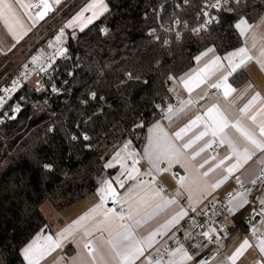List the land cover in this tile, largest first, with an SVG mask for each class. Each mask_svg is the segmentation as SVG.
<instances>
[{"label":"trees","instance_id":"1","mask_svg":"<svg viewBox=\"0 0 264 264\" xmlns=\"http://www.w3.org/2000/svg\"><path fill=\"white\" fill-rule=\"evenodd\" d=\"M168 1L105 0L107 11L70 37L71 58L60 60L56 74L66 82L61 93L32 94L20 113L0 125L2 264H25L23 249L49 227L42 205L48 201L62 211L93 193L120 146L144 143L148 126L159 118L155 104L171 98L170 81L209 48L221 55L239 48L236 24L264 12V1H248L222 11L208 32L175 41L158 29L156 10ZM195 10L184 6L175 15L196 24ZM242 72L247 76L237 72L234 85L242 83ZM236 221L241 224L240 217Z\"/></svg>","mask_w":264,"mask_h":264},{"label":"crops","instance_id":"2","mask_svg":"<svg viewBox=\"0 0 264 264\" xmlns=\"http://www.w3.org/2000/svg\"><path fill=\"white\" fill-rule=\"evenodd\" d=\"M103 1L105 2V0ZM5 2L12 6L14 15L9 17L8 24H5L4 19L0 18L1 62L7 54L11 53L39 26L34 27L35 24L27 20L31 7H26L38 3L39 0H5ZM95 2L96 0H88L76 12L80 13L74 19L75 21L72 20L74 14L68 19V32L70 30L82 31L102 16L91 19L98 8H93L90 11L85 10ZM49 3L52 9L53 2L51 4V0H49ZM90 19L91 22H89ZM246 22V24L241 25V28L244 29V35L240 34L242 45L239 48L224 55L216 52L214 48H209L213 51H208L207 55H202V53L198 55L197 57H200V59L195 58V63L189 70L170 81L168 87L170 97L182 100L183 104L179 107H172L173 111L171 113L159 116L158 119L152 122L146 130L145 141L141 146L137 149H132L130 146L125 149L124 145L129 142L127 141L107 160V163H113L115 166L112 168L105 167L110 174L103 179H112L116 176L121 170V164L126 165L128 169L134 166L139 170V175H136L133 180H128L123 189L117 188L121 198L130 186L137 184V181L141 182L143 186L142 189H137V191L140 192V197L145 200L153 195L155 189H162L161 196L151 199L146 205L143 204L140 197L135 195L130 202L123 204L125 214L129 206L134 210L132 218L126 219L123 223L131 226L136 239L145 242L143 244L145 248L144 256L140 257L135 264H148L147 258L155 261L160 252L179 239L181 233L186 234L187 231L183 225L186 216L170 230L163 228L176 213L182 209L186 211L183 207L185 200L203 207L206 201L213 200L217 202L228 193L235 194L232 205L240 199L246 200L247 203L237 208L234 214L233 211L228 214L226 219L228 230L218 235L216 244L206 247L192 260H184V264H204V262H207V264H255L260 259L264 260V252L260 250V242L264 240V223H262L264 214H261L264 212V205L260 203L261 200H264V179L258 178L264 164L262 163L264 162V152L256 151L250 160L246 163L241 162L239 169H234L229 174L226 169L236 164L237 158L232 155V151L226 143L223 145L219 143L218 137L215 138V142L212 143L211 147H206V144L214 139L211 135L196 141L189 148L184 147L186 143L194 140L204 130L205 123L211 122L206 113L207 109L213 104L218 106L220 112L224 113L230 123L236 119H241L249 127L257 129V138H260L258 128L264 125V111H262L264 110V68L257 60L261 59L260 51L264 48V12L254 22L248 20ZM9 28H11V31ZM237 30L240 33V29L237 28ZM241 47L246 48L248 54L255 57V59L247 61L228 77V83L232 85L234 91L230 92L225 98L223 89H220V92L214 97L203 99L205 93L211 89L210 85L217 80L221 72L228 68L227 61H224L223 58ZM41 55L34 56L31 61L38 60ZM216 56H219L221 62L225 65L224 68L218 71L215 70L216 65L211 63ZM239 71H245L247 76L242 72L245 78L238 77V80L242 83L236 86L233 84L232 78ZM206 77L207 79H205ZM186 83L188 87H191V92L185 86ZM189 101L191 103H188ZM246 107L248 111L246 113L242 112L241 110ZM212 115L215 116L216 114L213 113ZM252 116L256 117L255 123L250 119ZM198 117L201 119L193 124L190 130L183 133L182 138L177 139L175 133L186 128ZM157 123L160 125V130H153L154 125ZM226 131L230 135L238 136L234 129L229 128ZM150 139L152 141L153 159H155L157 153L166 149L178 150V162L172 163L169 167L167 158H163L158 165L161 171H157L155 167L149 164L146 156ZM215 143L221 145L219 153L212 151ZM201 148H204V151H200ZM117 152L120 153L119 161L113 159ZM198 152L199 155H197ZM228 156H232V158L221 164V161ZM134 160L138 161L135 165L133 164ZM217 165L220 166L217 167ZM175 173L178 174L177 178L174 176ZM181 181H183V187ZM220 181H223V183H220L219 187H214ZM254 181L255 183H253ZM241 183L247 184L250 190L249 196L243 197L236 193ZM99 187L100 183L93 193L62 211H57L48 201L42 205L41 210L48 221L49 227L40 232L30 243L35 242L33 258L36 264H122L120 258L116 256L107 242L109 231L114 234L120 230L119 224L121 222L117 221L111 214L105 220L107 209L116 203L108 198L103 207H99L102 203L98 192ZM161 197L164 200H175L176 203L158 208V205L162 203ZM47 203L50 205H46ZM137 208H139V211H136ZM85 216L89 218L84 220ZM239 217L241 224H237L236 221ZM138 220L141 221L140 224L136 223ZM97 226L101 229L106 228L108 231L101 232L97 230ZM253 229L260 234L259 237L254 235ZM85 230L90 235L86 236L84 234ZM156 232L162 234L152 235ZM165 232L166 234H164ZM217 232L218 229L213 228L209 235ZM62 233L63 235H61ZM150 236L151 246L149 247L148 239ZM245 240L248 242L246 246L244 245ZM85 243L89 244V248L84 247ZM179 247L181 246L173 249L166 259H159L161 264H168L169 260H182L183 257L179 254L176 256L171 255ZM242 247L243 250L241 251ZM67 248H72L73 252L68 254ZM183 248L186 250L184 246ZM93 249L95 251H92ZM238 252L239 255H237ZM93 257H95V261H93ZM24 262L28 264L25 259Z\"/></svg>","mask_w":264,"mask_h":264},{"label":"built area","instance_id":"3","mask_svg":"<svg viewBox=\"0 0 264 264\" xmlns=\"http://www.w3.org/2000/svg\"><path fill=\"white\" fill-rule=\"evenodd\" d=\"M248 1L263 2L264 0H241V4H245ZM52 15L45 22L41 23L36 29L37 32L43 31L45 28L46 34L44 39L46 42L42 44L39 52L42 54L38 60L31 61L35 56L34 53L22 54L20 52V45L9 54L4 57L0 64V125L5 123L6 120L15 117L22 111V103L25 100L32 101V94H52L58 95L61 93V89L66 82H64L59 75H56L59 71L60 60L68 61L71 57L70 53V38L65 40L64 43L57 46V48L49 53L44 54L41 49L44 45L53 37L54 34L61 33L65 35L67 31V21L69 17L80 7H82L87 0H67L65 3L57 4L54 0H51ZM222 2V0H221ZM215 0H169L167 3L160 5L156 10V17L158 23V29L175 41L182 38H188L192 36H198L202 33L208 32L213 25L218 23L220 13L225 8H233L236 4L233 0H229V4L222 6L219 10L212 5ZM170 5L173 11H168L167 7ZM196 5L194 11V20L196 24H192L186 19H181L180 16L175 15V9L181 10L184 6L193 7ZM39 11L37 8L31 7V12L35 13ZM204 13H207L205 15ZM199 31H196V30ZM35 31V32H36ZM12 64V65H11ZM69 72L72 73L70 70ZM68 77H71L68 73ZM220 90L211 88L207 91L203 99H209L214 97ZM171 104L172 107H179L183 104V101L178 98L164 99L163 101L155 104V109L159 113V116H165L167 105ZM138 141L136 139L131 141L130 148L137 149ZM221 145L215 143L212 151L219 153ZM174 176L177 178L178 174ZM259 179H264V164L262 170L258 175ZM236 193L247 197L250 194V190L247 184L241 183ZM235 194L228 193L224 195L219 201L208 200L203 207L196 206L185 200L183 207L186 209L188 215L185 217L183 225L186 228V234L181 233L179 235V244L176 242L164 249L158 254L157 259H166L168 254L178 246H184L188 254L195 257L202 250L210 245H214L217 242L218 235L227 231L226 219L228 214L232 212V200ZM190 205L196 207V211L191 210ZM111 208L115 209L117 213L124 211L118 204H114ZM191 218V219H190ZM192 220L197 222V226H193ZM217 228L218 232L210 234L212 241L209 238L199 233L209 231V229ZM191 232L192 235L188 236L187 233ZM254 235L259 237L258 232H254ZM203 245L202 247L200 245ZM255 264H264V260L260 259Z\"/></svg>","mask_w":264,"mask_h":264},{"label":"snow or ice","instance_id":"4","mask_svg":"<svg viewBox=\"0 0 264 264\" xmlns=\"http://www.w3.org/2000/svg\"><path fill=\"white\" fill-rule=\"evenodd\" d=\"M56 3H59V0H55ZM233 2L236 5H239L241 3V0H233ZM229 4V0H215V3L212 5L213 7H216L218 10L222 6H226ZM99 7L100 11L94 12L93 17L91 19L98 18L100 15L103 14L104 11H107L106 6L103 3V0H98V4H93L89 6V8L85 9L86 11H90L93 8ZM26 7H32L37 8L39 11L35 13V18L37 20H42L45 15L51 10V5L49 4V0H39L38 3L27 5ZM226 11H233L232 8H225ZM207 15V13H204ZM14 15V10L11 5L7 4L5 0H0V18L4 19L5 24H8L9 17ZM91 19L89 22H91ZM218 22V21H217ZM246 20L241 19L239 23L236 24V27L240 29V34L244 35V29L241 28V25L246 24ZM71 26V25H69ZM11 31V28H9ZM106 31V29L104 30ZM196 31H199L198 29ZM60 40V37H57V41ZM208 51H213V49H208L206 52L202 53V55H207ZM260 60H257L258 63L261 64V67L264 68V48L260 51ZM197 60L200 59V57H196ZM224 61H227L228 68L221 72L220 76L217 78L216 81H214L210 87L215 88L217 90L223 89V96L226 98L230 92L234 91L232 88V85L228 83V77L236 71L237 68L244 65L247 61H251L255 59L252 55H249L247 52V49L244 47H241L240 49L229 53L227 56H225ZM212 64L216 65V71L222 69L225 67V65L221 62V58L219 56H216L214 60L211 62ZM210 66V65H209ZM207 67V66H206ZM69 75H72L71 72H69ZM171 79V77H170ZM207 79V77L205 78ZM188 87L187 83L185 85ZM189 92L192 91L191 87H188ZM91 99H96V93H91ZM2 103V101H0ZM84 103H87V101H84ZM188 103H191L189 101ZM173 111L172 105L168 104L166 109V114L171 113ZM242 112L246 113L248 111L247 107L245 109L241 110ZM264 111V110H262ZM215 113L216 115L213 116L212 114ZM206 115L210 118V123H205L204 130L199 133L195 137L194 140L190 141L189 143H186L184 145L185 148H189L194 144L196 141L201 140L203 137L211 135L214 139L212 142L206 144V147H211L212 143L215 142V138L218 137L219 143L221 145L227 144L229 148L232 151V155L236 156L237 163L234 164L231 167H228L226 171L231 174L234 169H239L241 162L246 163L248 160L252 158V155L256 151L264 152V125L259 126L258 132H259V139L257 138V129L249 127L247 124L243 123L241 119H236L234 122L229 121V119L224 115V113L220 112L218 106L216 104H213L211 107L207 109ZM201 118L198 117L196 121H193L190 125L186 126V128L181 129L177 133H175V136L177 139L182 138V134L187 132L191 129L193 124H196ZM253 123L256 121V117L252 116L250 118ZM138 127H142L143 125H137ZM234 129L235 133L238 134V136L230 135L227 129ZM153 130H160V125L157 123L154 125ZM151 131V130H150ZM72 139H77V137L73 136ZM84 140H89L90 137L88 135L83 136ZM131 144V141L128 142V144L124 145L125 149H128ZM200 151H204V148H201ZM135 155V153H133ZM178 150H169L166 149L164 151H161L156 154L155 159H153V153H152V141L150 139L148 149L146 150V156L148 158L149 164H151L153 167L157 169V171H161L159 168V162L163 158H167L169 167L174 162H178ZM199 155V152L197 153ZM120 153L117 152L116 156L113 157L114 160L119 161ZM232 156L225 157V160L221 161V164H223L226 160L231 159ZM138 163V161L134 160L133 164ZM264 163V162H262ZM115 165L113 163H106L105 167L112 168ZM220 165H217L219 167ZM46 168L50 167L49 165H45ZM203 167V165H201ZM120 172L114 176L112 179H102L100 182V187L98 189L99 195L101 197V205L99 207H103L104 202L111 198L114 203L118 204L121 208H123L124 203L130 202L134 195L137 197H140V192L137 191V189H142L141 182L137 181V184L135 186H130L126 190V194L121 198L118 194L117 188L123 189L125 187V184L128 180L135 179L136 175H139V170L136 169L134 166L131 169H128L126 165L121 164L120 165ZM207 175V173H205ZM123 177V178H122ZM220 183H223V181L218 182L214 187H219ZM255 183V181L253 182ZM115 185V186H114ZM181 186L183 187V181H181ZM162 189H155L153 191V195L149 197L147 200H145L143 197H140V200L143 202L144 205L149 203L151 199H154L155 197L161 196ZM179 194V193H178ZM162 203L158 205V208H164L168 205L175 204V200H164L163 197H161ZM247 201L244 199H240L238 202L232 205L233 214L235 213V210L237 208L242 207L244 204H246ZM261 205H264V200L260 201ZM191 210L193 212L196 211V207L193 205H190ZM95 211V210H94ZM136 211H139V208L136 209ZM111 214L117 221H120L119 229L114 234L113 232L109 231V239L108 244H110L112 250L115 252L116 256L120 258L122 264H135V262L142 256H144L145 248L143 247L144 241H141L139 239H136L133 233V230L131 226L127 223H123L126 219H131L134 215V210L131 206H129L127 213L125 214L124 211H121L119 213L116 212L115 209L109 208L107 209L105 213V220L108 219V215ZM261 214H264L262 212ZM188 213L185 210H181L178 213H176L171 221H169L167 224L163 226L165 230H170L172 227L177 225L181 219H183L185 216H187ZM89 217L85 216L83 219L87 220ZM191 219V218H190ZM137 224H140L141 221H136ZM264 223V221H262ZM193 226H197V222L195 220H192ZM97 230L103 232L108 231V229L104 228L101 229L97 226ZM213 231V229H209V231L199 233V235H203L209 238V241H212V237L209 235V233ZM253 232H255V229H253ZM86 236L90 235V233L85 230L84 233ZM162 233L156 232L152 235H161ZM166 234V232L164 233ZM63 235V233L61 234ZM188 236H191L192 233H187ZM177 244H179V240L175 241ZM149 247L151 246V236L148 239ZM248 244L247 240L244 241V245L246 246ZM203 246L202 244L200 245ZM85 248H89V244L85 243ZM34 249H35V242L33 244H29L23 249L22 255L25 260L28 261V264H36V261L34 260ZM243 250V247L241 248V251ZM260 250L261 252H264V240H261L260 242ZM92 251H95L93 249ZM180 255L183 257L180 261L175 260H169L168 264H184V260H192L193 257L190 256L187 251L183 248V246L176 249L174 252L171 253L172 256ZM239 255V252L237 253ZM103 259V257H101ZM148 259V264H161V261L159 259H156L153 261L151 258ZM234 259V258H233ZM93 261H95V257H93ZM0 264H2V261H0ZM204 264H207V262H204Z\"/></svg>","mask_w":264,"mask_h":264},{"label":"rangeland","instance_id":"5","mask_svg":"<svg viewBox=\"0 0 264 264\" xmlns=\"http://www.w3.org/2000/svg\"><path fill=\"white\" fill-rule=\"evenodd\" d=\"M67 0H59L58 4H62L64 2H66ZM103 3H105L103 1ZM50 4V3H49ZM95 4H98V0H96ZM106 6V4H104ZM96 8H98L97 12L100 11L99 7L97 6ZM107 8V7H106ZM105 12V11H104ZM103 12V13H104ZM76 13V12H75ZM73 15L72 20L75 21L74 19L79 15L80 12L76 13ZM52 15V9L45 15V17L42 20H37L35 18V16L33 15V13H29V16L27 18V20L30 23L35 24L34 27H36L37 25H40L41 23L45 22L46 20H48ZM75 24V22H74ZM34 29V28H33ZM70 32V33H69ZM69 32H67L65 35H62L60 33L55 34L45 45L44 48L41 49V52H43L44 54L49 53L54 51L58 45L64 43L65 40H68L71 36H73L74 34H76V31H72L70 30ZM46 34L45 28L43 29V31L40 32H33L29 37L25 38L19 45L21 47L20 52L22 54H27V53H34L35 56H39L40 53L39 49L40 47H43L42 44L44 42H46V40L44 39V36ZM60 37V40L57 41V37ZM18 45V46H19ZM38 53V54H37ZM34 59V58H33ZM2 60V57H0V62ZM49 203V202H48ZM46 204V205H50V204Z\"/></svg>","mask_w":264,"mask_h":264}]
</instances>
